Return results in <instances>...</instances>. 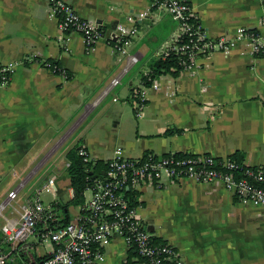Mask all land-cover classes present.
Returning a JSON list of instances; mask_svg holds the SVG:
<instances>
[{"label": "crops", "instance_id": "0c3cea01", "mask_svg": "<svg viewBox=\"0 0 264 264\" xmlns=\"http://www.w3.org/2000/svg\"><path fill=\"white\" fill-rule=\"evenodd\" d=\"M67 1L85 18L102 23L108 35L138 24L131 51L141 59L120 85L103 94L121 69L104 39L92 50L78 32L67 40L47 0H0V63L18 62L8 85L0 87V203L27 178L19 202L39 191L44 203L57 204L64 216L76 213V205L61 206L73 197L67 158L64 174L44 176L28 187L60 148L66 156L70 148L85 147L95 166L102 163L98 171L119 146L132 157L150 152L232 157L241 151L242 161L264 168V57L240 41L200 59L195 72L163 74L156 78L157 88L146 85L147 105L137 117L132 90L176 22L158 9L149 12L151 0ZM188 1L212 37L234 38L242 26L258 27L263 12L260 0ZM44 59L67 69L70 78L45 68ZM169 129L180 131L166 135ZM139 197V214L158 242L176 247L182 264H264V206L240 202L221 181L144 185ZM30 243L39 260L53 246L37 236ZM1 246L10 264L27 261L21 250ZM105 252L102 264L140 260L120 236Z\"/></svg>", "mask_w": 264, "mask_h": 264}, {"label": "built area", "instance_id": "2783aa9c", "mask_svg": "<svg viewBox=\"0 0 264 264\" xmlns=\"http://www.w3.org/2000/svg\"><path fill=\"white\" fill-rule=\"evenodd\" d=\"M260 1L263 12L259 26H242L239 35L232 38L208 35L188 0H151L149 12L158 9L168 13L176 22L174 32L162 43L155 57L175 55L182 70L195 72L200 68V59L216 52H227L240 41L245 43L251 54L264 57V0ZM47 2L51 17L57 20L67 40L71 33L78 32L88 50H92L102 39L111 46L121 69L110 80L103 94L120 85L140 62L139 53L131 51L139 34L138 24L119 27L115 33L108 35L102 23L85 18L67 0ZM41 62L52 72L70 78L68 70L53 60L44 59ZM17 65L18 62L0 63V87L8 85ZM151 86L158 87L156 79H152ZM147 87L142 80L132 90L137 117L143 114L147 105ZM79 154L85 162L95 164V159L85 147L79 148ZM88 170L95 174L86 187L85 201L78 205V211L69 217L68 222L63 221L65 216L59 212L57 204L44 203L39 191L19 202L27 178L7 193L0 203V264H10L9 252L2 244L12 250H21L27 256L24 264H102L106 259L105 247L116 236L122 237L128 247L136 250L140 260L135 264H182L176 247L158 242L148 222L139 214L136 201H139V190L144 185L163 188L170 182L185 179L201 183L221 181L240 202L264 206V168L233 157L184 152H150L132 157L119 146L116 154L105 161L102 171ZM52 182L53 179L45 186ZM34 236L53 244L41 260L30 243Z\"/></svg>", "mask_w": 264, "mask_h": 264}, {"label": "trees", "instance_id": "16d2710c", "mask_svg": "<svg viewBox=\"0 0 264 264\" xmlns=\"http://www.w3.org/2000/svg\"><path fill=\"white\" fill-rule=\"evenodd\" d=\"M54 63H56L54 61ZM183 67L179 64V60L177 56H170L167 58H154L149 63V72L146 75H143V80L145 81L146 85H151L152 79H156L160 77L163 74L172 73V74H178L180 70H182ZM151 78V79H150ZM180 130H173L169 129L166 131V135L172 134L174 132H179ZM234 159L238 161H242L244 159V154L241 151H236L234 154L231 155ZM66 158L70 165L67 167V171L70 176V183L73 190V197L72 199L64 204L61 205L64 210H66V207L68 205H80L84 203L85 201V190L88 185V182L90 179H93V176L95 173H90L91 168H94V171L97 172L99 170V167L102 166L101 162H98V164L95 166L93 163L85 162L83 157L79 154V147H73L70 148L66 152ZM69 216L65 215V218L63 219L64 222H68Z\"/></svg>", "mask_w": 264, "mask_h": 264}, {"label": "rangeland", "instance_id": "374dc122", "mask_svg": "<svg viewBox=\"0 0 264 264\" xmlns=\"http://www.w3.org/2000/svg\"><path fill=\"white\" fill-rule=\"evenodd\" d=\"M78 133L74 135V137H77ZM65 162H66V156H65V150L64 148H60L53 156V159L50 160L42 169V171L38 174L36 179L30 182L29 186H32L35 184H40V180L44 179V176L52 175V174H64L65 171ZM65 176H67L65 174ZM64 178H62L63 182ZM3 202V200L1 201ZM77 207L76 206H71V211H76Z\"/></svg>", "mask_w": 264, "mask_h": 264}]
</instances>
